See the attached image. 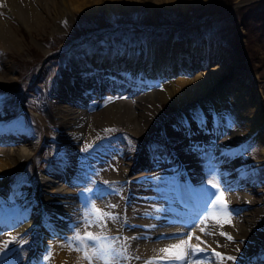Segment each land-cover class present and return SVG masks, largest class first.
<instances>
[{"label":"bare ground","instance_id":"obj_1","mask_svg":"<svg viewBox=\"0 0 264 264\" xmlns=\"http://www.w3.org/2000/svg\"><path fill=\"white\" fill-rule=\"evenodd\" d=\"M86 1L0 0V9L18 16V18L23 21L24 25H26V28L29 29L32 28V24L36 25V23H39V17L42 14H40L41 11L46 13L53 12L55 13L54 15L57 13L56 16L63 22V20L71 16L72 11L89 14L91 11L100 9L101 4L104 9L106 8L108 15L111 16L115 10H117L114 9L116 6L119 8L120 12H126L130 11L135 6L140 7L146 2L149 7L177 8L182 11L185 10L187 6H196L208 0ZM240 2V0L236 1V4L233 6L238 5ZM22 6L32 9L34 19L23 15L27 9L23 12ZM26 12L28 13V11ZM2 17L3 14L0 13V27L3 26V22L1 21H5L4 17ZM4 29H6L4 33H6L7 38L5 37V39L2 40V36H0V39L2 42H9L5 43L8 47L15 48L18 45L16 43L17 37L15 33L10 29L8 24H6V28ZM219 46L221 45L215 44L212 46L206 43L178 42L176 38L172 36L166 44H159L154 48L152 46L148 47L147 52L144 51V46L132 48L131 54L127 52L128 49L125 48V46L116 52L110 49V51H105L98 47V50L93 53H84V55H80L77 62L76 58L72 57V63L69 66H62L61 76L58 77L57 84L45 87L49 95H51L52 101L54 100V103L52 101L49 103V107L50 112L53 114L52 122L56 127L61 128L59 137L65 143L64 153L62 157L59 156L60 162L52 166L48 172L37 175L39 181L40 209L33 205L29 194L20 195L17 190H12L10 193L8 189L5 190L9 193L8 198L15 197L20 199L24 211L12 221H10L6 215H3L1 218L0 214V243L9 239V234L14 236L18 232L23 233V231L28 229L25 232L26 236L31 227L35 226L38 228L42 242L47 246V249L52 252L53 264H77L80 254L69 252L66 247H62V245L66 243L65 238L72 233V228L64 226L66 223H61L63 227L61 228L59 226L60 223L57 221L54 223L57 227H53L52 221L54 220L52 219L51 221V219L49 217L47 218L44 214H51L50 216H54L56 215L55 212H57L60 215H64V217L70 216L71 218H73L75 214L77 215L76 210L82 207V203L77 201L72 191L64 184L67 170L76 163L73 158L76 143L82 138H89V136L92 135L90 134V128L94 126L93 132L97 130L98 127L102 128L103 125L121 124V126L123 125L127 128L136 126L139 130L137 132L138 137L144 140L146 144L139 154V157L136 159L132 158L129 164L125 163L120 169L121 173L113 176V178L119 177L123 179L124 182H127L128 186L131 184L132 193L130 195L136 198L127 203L123 209H111L113 213H115L114 211L116 210L115 214L119 216V220L116 222H109L108 224L112 225L111 228H114L112 230L113 233L115 232L113 236L119 235L123 230H132L130 233H132L133 236L140 235L138 239L145 240H133L136 245L134 246L135 249L133 251L132 247V250L129 251L133 256H143V258H140L145 262L150 258L158 256V250L160 248L178 241V239L170 240L163 237L180 235V239H186L187 237L184 234L188 232H195V235L200 236L201 240L205 242L200 246L206 248V251L193 256L192 260L194 261L202 260L206 261V264H220V261L212 254L213 250L220 252L224 256L236 257L234 262L225 261V264H250L254 258V254H257L256 252L260 249H262L261 251L264 255V213L261 207V205H264V182L260 180L261 182L255 184L256 181L254 179L256 174H261V179H264V172L260 170L264 165V91L258 89L255 77H250L248 75L240 77L237 80V83L241 84L234 83L232 87L228 86V84L225 83L227 79L226 65H224V63L221 64V62L218 64L217 60L222 57L224 61L227 60L226 63L229 65L230 61L228 60H230V58L227 57L225 50ZM5 69V75L9 76L7 73L12 72V67L6 65ZM184 69L194 71L195 75L193 79L179 78V80L177 78L181 76L180 74L184 72ZM122 73L130 74L132 79L136 81H142L145 83L146 89H148L150 85L155 84L157 78L162 79L165 75L177 76V80L176 84L173 83L172 87L168 90L161 88L162 90H148L139 95H130L126 100L120 103L114 102L105 109L95 114L88 115L83 109L86 100V97H84L85 100L82 98L84 93L96 94V92L101 89V86L102 88L107 87V85L108 88L112 87L115 80H117L118 85L124 87L128 93L136 92L138 86L129 83V81H125V76L121 75ZM5 75L0 76V87L6 86L8 80H10V76L7 77ZM121 79H124L126 83L119 82ZM103 80L108 81L104 82L109 84L102 83L101 81ZM250 89L252 94L248 91ZM227 98H231L234 101L233 110L237 113V120L232 130L235 132V137L233 134L225 135V137L223 136V140L213 152L220 155V153L226 149L227 145L230 146L229 150H231L233 146L237 148L240 143L247 140H254L260 147V161L255 163L249 157H242L232 162H217V167L213 168L209 165L210 162L206 158L207 156L209 158L214 153L210 155L209 153L207 155L202 153L203 155L200 157L195 154L188 157L187 155L182 156L181 147L179 146V133L181 130L184 132L187 129L194 130L197 136L200 137L199 123L205 122L207 125L205 127L211 126L207 119L217 120V117H219L226 108L225 100ZM163 99L168 100L174 108L181 109L184 116L182 121H177L170 116H168L163 123V120L161 121L158 119V117H160L158 114L159 110L155 108V103ZM249 104L253 109H247ZM3 113L4 111L0 110V115ZM12 122L10 119L4 121L0 119V137H6L10 134L16 136L10 143L0 142V189L4 187L8 177L21 167L20 165L24 163L28 155L32 154L31 152L34 148L40 145V141L30 140L26 136L27 132H24L18 125ZM214 122L216 123V121ZM158 127L161 128V136L157 135L153 138L152 131L154 128L158 129ZM158 138H164L165 145L166 142H169L168 147L169 150L172 151L169 153L171 155L175 154L177 164H182L187 169L186 176L199 193L204 195L206 189H210L212 192L218 191L217 189L211 188L209 183L206 185L204 183L201 184L202 180L200 177L202 174H199L198 170L199 168L204 170L207 165H209V170L213 172L217 170L214 173L219 177L220 191H223L221 189V177L228 178L229 181L233 179V182H236L235 186L240 184L235 191L228 193L223 191L228 205L233 206L239 211L236 218L233 220L231 219L230 224H224L223 227H221L214 222H209L208 230L212 231L214 234L205 236L199 231V219L202 216L198 217L197 215L196 217L187 219L183 226L174 223L176 219H182V212L179 209H174L172 205L166 207L162 202L165 200L164 198H166L169 191H174L176 189L175 186L171 187V185L176 184L179 188L180 191H177V196L185 198V200L188 199L186 195L188 192L183 185L178 183L179 176H176V173L170 177L168 176V179H165L167 181L165 186L164 180L163 184L159 183V185L162 184L163 187L153 192L149 187L151 184L147 185L144 182L135 184L130 182L133 181V178H129L131 171L130 164L134 165L132 169L136 167L146 168L148 169L147 171L155 169L153 165L147 163L145 158L152 153L156 155L160 152L161 147L156 141ZM204 138H207V135H204ZM43 141L44 139L41 140V144H43ZM205 145H207V142H205ZM5 146L7 148H4ZM220 171L224 173L223 176L219 174ZM238 172H241V175L236 180L234 176ZM151 175L154 180L157 178L163 179L164 177L155 171L152 172ZM204 176H206L207 179L209 177L208 175ZM243 177L249 183L246 186L243 185ZM160 191L163 192L161 193ZM147 193H151L154 196L150 201L145 198L147 197ZM0 196L5 198V194L1 192V190ZM140 197H144L145 199L142 200ZM122 199L123 198L120 197L121 202ZM110 201L113 203L114 200L112 197H110ZM121 202L119 204H121ZM192 206L196 205L192 203ZM131 219H133V221H131ZM121 222L123 223V228H121ZM9 225L14 228L10 233H8L7 230ZM133 227H139V229L134 228L133 230ZM221 231L230 234L233 237V241H229L226 236L220 235L219 233ZM144 232H147V234H144ZM54 233L55 236L53 235ZM156 238L161 240L156 241L159 240ZM151 240H155V242L150 243ZM192 243L195 244L198 243V241L193 238ZM237 249L239 250L237 251ZM35 251L43 255L40 247H36ZM144 262H140V264H144ZM82 264H86V262H82Z\"/></svg>","mask_w":264,"mask_h":264},{"label":"rangeland","instance_id":"obj_2","mask_svg":"<svg viewBox=\"0 0 264 264\" xmlns=\"http://www.w3.org/2000/svg\"><path fill=\"white\" fill-rule=\"evenodd\" d=\"M236 1L238 0H208L203 4L192 7L187 6L186 9L182 11L177 8L149 7L145 2L140 7L135 6L133 9L126 12H120L119 8L116 6L114 9L117 10H115L111 16L108 15L106 8L104 9L101 4L100 9L91 11L89 14L72 11L71 16L63 20V22L56 16L57 13L54 15L55 13L53 12L46 13L41 11L40 14H42L40 17L42 18L39 17L41 22L39 21L36 25L32 24V28L29 29L26 28V25H24L23 21L19 19L18 16L0 9V13L3 14L6 21H1L3 22V26L0 27V36H2V40L6 37V33H4L6 29L4 28H6V24H8L10 29L15 33L17 37L16 43L18 44L15 48H11L5 44L9 42H2L0 39V76L5 75L6 65L12 67V72L7 73L10 77L5 75L9 77L10 80H8L6 86L0 87V110L4 111L3 117H5V119H0L4 121L10 119L7 116H11L15 123L26 130V136L30 140L40 141L44 139L43 144L40 143L39 146L34 148L31 152L32 154L28 155L24 163L20 165L21 167L19 166L20 168L14 172L15 174L12 173L8 177L4 187L0 189L1 192L5 194V198L0 199V208L4 206L2 210L5 208L15 212L21 205L22 209L18 211L13 218L24 211L20 199L15 197L9 198V200L6 199L12 190H17L20 195L30 194L35 207L38 209L41 208L38 201L39 181L37 175L48 172L52 166L60 162L58 153L61 152L59 156L62 157L65 144L59 137L61 128L56 127L52 122L53 114L50 112L49 107L52 98L45 87L57 84V79L61 76L62 66H69L72 63V57L76 58L77 62L80 55H84V53H93L98 50V47L105 51L110 49L116 52L125 46V48L128 49L127 52L131 54L132 48L144 46V51L147 52L148 47L152 46L154 48L159 44H166L173 36L178 42L206 43L212 46L215 44L221 45L219 47L223 48L227 57L230 58V60H228L230 61L229 65L226 63L227 60L224 61L222 57L217 60L218 64L221 62V64L224 63V65H226L227 79L225 83L232 87L234 83L241 84L237 83L240 77L246 75L250 77L254 76L258 89L264 91V0H240L241 2L238 3L239 5L232 9ZM24 7L25 6H22L23 12L27 9L26 11H28V13L25 11L23 15L34 19L32 9ZM49 55L52 56L45 58ZM121 75L125 76V81H129V83L135 84V86L146 87V85H144L145 83L142 81L132 79L130 74L122 73ZM180 75L181 76L178 77L174 75H165L162 79L157 78L155 81L156 83L154 82L155 84L150 85L148 89L136 90V92L132 94L128 92H126L127 94H118L116 92L109 93L107 91H102L98 96L93 93L88 94L86 100L82 96L85 100L83 109L88 115H92L112 105L114 102L120 103L126 100L130 95H139L148 90H168L172 87L173 83L176 84L177 78L193 79L195 73L194 71L184 69V72ZM248 91L252 94L251 89ZM225 101L226 108L223 110L222 114L217 117V120H213L216 121L217 133L213 136L214 142H212V144L214 143L216 145L212 146V144H210V146L207 147L204 145L203 134L199 137L197 133L195 135H193V133L188 135L182 131L179 135V138H181L179 146L181 147L182 156L187 155L188 157L195 154L200 157L203 155L202 153L205 155L208 153L211 154L214 150L213 147L216 149L225 135L233 134L235 137V132L232 131L237 120V113L233 110L234 101L231 98H227ZM155 104V108L159 110V120H161L163 116L165 117V115H169L179 121L183 120L184 116L181 109L174 108L168 100L163 99L158 102L156 101ZM247 109L250 110L253 108L249 104ZM208 120H210V118H208ZM94 127L90 128L91 130L89 129L91 132L90 134L93 136L90 135L87 139L82 138L77 141L73 154L76 163L67 170L64 184L72 191L79 203L86 202L85 197L88 194L85 193V188L87 187L96 190L91 195L95 199V203L98 207L103 208L105 205H109L111 203L110 197H112L114 201L111 204L117 205L116 209H123L127 203L136 198L130 195L132 193V187H130L128 191L129 195L127 194V196V183H125L123 179L119 177L113 178V176L121 173L120 169L125 163L129 164L132 158L136 159L139 157L141 152H138L144 149L143 140L138 137L137 132L139 130L136 126L127 128L123 125L121 126V124L103 125L102 128H97V130L99 129L98 131L95 130L93 132ZM160 130V127L158 129L154 128L152 137L154 138L157 135L161 136ZM156 141L158 145L163 147L165 142L162 138H158ZM209 143L210 142H208V144ZM89 144H91L92 147L85 151L84 149ZM227 146L226 149L229 148V145ZM4 148L7 147L5 146ZM164 152L165 149L161 153L157 152L159 154L157 157H155L153 153L146 156L145 160L147 163L155 167V169H151V171H147L148 169L140 167V169L138 167L132 169L134 165L130 164L131 171L129 177L133 178L132 183L141 184L144 182L147 185L151 184L149 187L152 192L163 187V180L165 186L167 183L165 179L171 176L170 169L172 163L167 160V155H163ZM222 153L223 157H220L217 161L232 162L235 161L234 159L238 160L242 157H249L253 162L258 163L261 155L260 147L254 140L245 141L230 153L226 150ZM153 170L163 175V179L157 178L154 180L151 175V173L154 172ZM260 170L264 172V165ZM214 172L209 170V165H207L204 170L199 168L198 173L202 174L200 177L202 180L201 184L204 183L206 185L211 180L220 185L218 177ZM203 174L208 175V179ZM261 177V174H256L254 176L256 181L255 184L261 182L260 180L264 182V179H261ZM105 181L110 183L105 184ZM159 183L162 184L159 185ZM248 184L249 183L245 179L243 185L246 186ZM239 185L240 184L237 186ZM231 186L233 188L229 192L235 191L236 188H238L235 185ZM7 189L9 193L5 191ZM225 189L227 191L229 190L228 188ZM160 192L162 193L163 191ZM98 194L102 195L103 198L96 199L95 196ZM151 195V193H147V197H145L147 198L146 200L150 201L151 198L153 199L154 196ZM167 196L162 202L166 207H169L171 206L169 204L171 200L169 192ZM120 197L123 198L122 202L120 201ZM145 198L143 197L142 200ZM120 202L121 204H119ZM261 207L264 213V205H261ZM81 208L76 210L77 215L75 214L72 219L67 217L66 225L68 224L69 228H73L76 224ZM228 208L231 212V219H235L239 211L230 205H228ZM202 210L203 209L194 210L193 215H198ZM114 212L116 213V210ZM0 214L7 216L5 211L0 212ZM203 214L204 212L202 211L198 217H201ZM7 217L8 219L11 218L9 216ZM131 221H133V219H131ZM52 223L56 222L53 221ZM177 223L178 225L180 224V222ZM122 224L121 222V225ZM111 226L112 225H108V230L110 234L113 235L115 232L113 233L112 230L114 228H111ZM123 227L122 225L121 228ZM134 228L139 229V227H133V230ZM12 229L14 228L7 229L8 233L12 232ZM26 231H23V233L18 232L14 236L22 235L21 237H23L27 243H25L22 248L18 243L9 244L6 254L0 256V264H23L31 255L37 241L41 239V235L38 232V228L35 226L31 227L30 231L27 233L28 235L26 234L25 236ZM131 231L123 230L119 233V236H140H133L132 233H130ZM144 234H147V232H144ZM53 235L55 236V234ZM70 235H72V233ZM179 236L180 235H174L163 238L175 240L180 239ZM136 240L145 241L138 238ZM160 240L161 239L156 241ZM134 241H129V251L132 250V247L134 251V246H136ZM151 242L153 243L155 240H151L150 243ZM261 250L262 249L258 250L256 252L257 254H254L255 259L257 257H262L263 252ZM49 252L51 251L46 249V256ZM52 256L51 252L50 260L44 258L38 263L53 264L54 260ZM129 256L131 259L125 262V264H140V262H144V260H141L143 256H133L130 252ZM135 257H139V259H135ZM252 264H264V260L258 258L254 260Z\"/></svg>","mask_w":264,"mask_h":264},{"label":"snow or ice","instance_id":"obj_3","mask_svg":"<svg viewBox=\"0 0 264 264\" xmlns=\"http://www.w3.org/2000/svg\"><path fill=\"white\" fill-rule=\"evenodd\" d=\"M66 23V22H65ZM111 131V130H106ZM92 147L87 145L84 149ZM105 184L110 182L105 181ZM211 188L217 189V192H212L210 189L205 190L204 205L205 211L199 219V231L205 236L213 235L212 231L208 230L209 222H214L216 225L223 227L224 224L231 223V212L228 208V203L224 197V192L219 190V185L213 181H209ZM96 190L85 188V201L82 202V208L79 210V216L76 224L72 228V235L65 238L66 243L62 247H66L69 252H76L79 255L77 264H125L131 257L129 256V241L138 237H123L113 236L108 230L109 222H116L119 216L111 211L117 207L115 204L106 205L101 208L95 203V199L91 194ZM214 197V198H213ZM96 199H102V195H96ZM95 229V230H93ZM220 235L226 236L229 241H233V237L221 231ZM187 238L178 239L176 243L160 248L159 255L145 261L144 264H206V261L192 260V257L198 253L206 251V248L200 245L205 243L200 236H196L195 232L184 234ZM195 238L198 243H192ZM18 243L22 248L26 240L21 236H11L9 239L0 243V255L6 254L9 244ZM239 249H237L238 251ZM220 264H225V261H235L234 256H224L220 252L213 250L212 253ZM51 252L45 257L50 260ZM139 259V257H135Z\"/></svg>","mask_w":264,"mask_h":264},{"label":"water","instance_id":"obj_4","mask_svg":"<svg viewBox=\"0 0 264 264\" xmlns=\"http://www.w3.org/2000/svg\"><path fill=\"white\" fill-rule=\"evenodd\" d=\"M239 5V4H238ZM238 5H236V6H232V9H234L235 7H237ZM49 218H51V221H52V219L54 220V221H57L58 223H63L62 221H61V218H62V216L61 215H58V218H56V217H49ZM64 219H65V217H64ZM41 257V254H40V252L39 253H33V255L30 257L31 258V260H29V262H35L36 260H38L39 258Z\"/></svg>","mask_w":264,"mask_h":264}]
</instances>
